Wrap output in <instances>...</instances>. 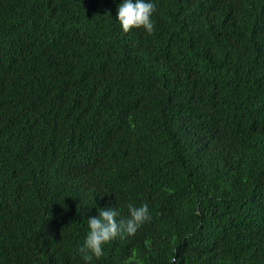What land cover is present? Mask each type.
Masks as SVG:
<instances>
[{
	"label": "trees",
	"instance_id": "16d2710c",
	"mask_svg": "<svg viewBox=\"0 0 264 264\" xmlns=\"http://www.w3.org/2000/svg\"><path fill=\"white\" fill-rule=\"evenodd\" d=\"M119 2L0 0V264H264V0Z\"/></svg>",
	"mask_w": 264,
	"mask_h": 264
},
{
	"label": "clouds",
	"instance_id": "9594fccd",
	"mask_svg": "<svg viewBox=\"0 0 264 264\" xmlns=\"http://www.w3.org/2000/svg\"><path fill=\"white\" fill-rule=\"evenodd\" d=\"M155 7V0H120L116 16L121 29L127 32L133 27L142 26L148 32H152L154 30L152 13ZM127 207L129 210L127 218L117 219L115 207H100L97 215L87 217L88 231L79 246L80 254L85 261L91 260L93 255L101 256L105 242L125 232L134 233L150 218L146 202L139 205L128 202Z\"/></svg>",
	"mask_w": 264,
	"mask_h": 264
}]
</instances>
